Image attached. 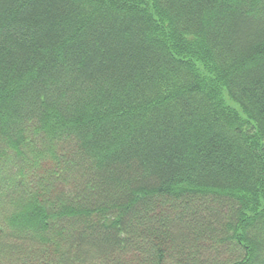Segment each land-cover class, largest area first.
<instances>
[{
  "label": "trees",
  "instance_id": "trees-1",
  "mask_svg": "<svg viewBox=\"0 0 264 264\" xmlns=\"http://www.w3.org/2000/svg\"><path fill=\"white\" fill-rule=\"evenodd\" d=\"M0 264H264V0H0Z\"/></svg>",
  "mask_w": 264,
  "mask_h": 264
}]
</instances>
